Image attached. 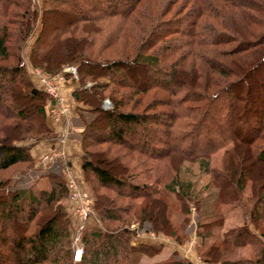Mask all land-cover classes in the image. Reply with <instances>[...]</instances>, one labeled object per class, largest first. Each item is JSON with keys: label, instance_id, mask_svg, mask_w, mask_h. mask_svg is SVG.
I'll list each match as a JSON object with an SVG mask.
<instances>
[{"label": "trees", "instance_id": "1", "mask_svg": "<svg viewBox=\"0 0 264 264\" xmlns=\"http://www.w3.org/2000/svg\"><path fill=\"white\" fill-rule=\"evenodd\" d=\"M38 11L30 66L53 74L77 62L71 96L93 113L79 131L80 162L99 225L80 226L82 253L74 264H135L140 255L158 253L151 243L132 242V218L181 244L185 236L163 212L162 196L174 192L183 200L191 193L179 177L184 160L209 173L206 157L233 144L222 173L240 189L254 165L264 167V0H41L39 9L29 0H0V60L14 61L0 66V110L12 128L28 134L17 139L0 129V170L31 168L30 147L57 139L46 124L50 97L26 77L18 55ZM108 52L113 57L91 59ZM23 98L34 101L33 116L17 111ZM104 98L108 109L100 105ZM102 144L117 149L90 150ZM239 147L251 160L244 170L236 159ZM26 169L17 179L12 173L0 180V264L6 252L9 264H70L65 182L47 172L49 188L33 190V170ZM258 187L248 213L252 229L231 228V236L226 232L201 252L204 262L264 264L258 249L252 257L225 258L232 248L261 244L264 178ZM203 230L202 240L208 235ZM176 255L153 264H181Z\"/></svg>", "mask_w": 264, "mask_h": 264}, {"label": "rangeland", "instance_id": "2", "mask_svg": "<svg viewBox=\"0 0 264 264\" xmlns=\"http://www.w3.org/2000/svg\"><path fill=\"white\" fill-rule=\"evenodd\" d=\"M22 1L26 2V0H18V2H20V3H22ZM29 5H30V7H36L37 9H39L41 6V0H29ZM13 8H14V10H17V8L15 6H13ZM53 25H55L54 27H57L55 22H53L52 27H53ZM60 25H58V27ZM39 26H40V24H39V11H38L36 13V18H35V21L33 22L30 34L28 35V37L24 41L23 45H21V48L18 51V55H19V58L21 60H23V62L25 64V75H26V77L31 82H33V84H35L38 88H40L42 91H44V89L39 86L38 81H37L38 78H37L36 74L34 73V71H38V70H41L42 72H45V71H43L40 68H32L29 64V61H28L29 49L31 47V44L33 43V39L35 37V34L38 32ZM110 57H113V56L110 52H108V53H103L97 57L93 55L91 57V59L102 61V59H104V58L107 59ZM12 62H14L12 58L8 59L6 61L0 60V66L6 67V66H9L10 64H12ZM77 64L78 63L76 62V63H72V64L62 65L60 70L65 66H69V67L73 68L74 72H75V68H76ZM59 71H57L56 73H58ZM45 73H47V72H45ZM56 73H53V74L47 73V74L53 76ZM66 74H65V81L61 85L62 86L64 85L63 86L64 89L67 88L66 90H69L68 94L70 95L71 91L78 87L77 76H76V73H74L75 77H72L68 73H66ZM102 80H104V79L103 78L99 79V80H97V82L102 81ZM85 85L89 86L90 82H86ZM71 98H72V96H71ZM87 98H90L91 103H93L92 97L87 96ZM72 100L74 103L75 101L73 98H72ZM104 100H106V102H109L108 99H106V98H104L102 100V102ZM102 102L100 105L103 109H108L110 107V102L108 103L107 106H104ZM18 103L20 104V106H17V111L22 112V116L29 117V116L34 115V101H29V100L23 98ZM129 107L130 106L127 105L126 108H129ZM4 114H5V111L0 110V129L2 128L4 131L7 130V133L9 134V136H11V137L13 136L17 139L21 138V137H28V134H25V133L21 134V132H19V131L17 132V130L12 128L13 120H11L10 118H5ZM91 114L93 116V113H91ZM76 119H77V122L79 123L78 127L81 130L83 128V122H82L83 119L80 116L79 117L77 116ZM72 129H73L72 130L73 133L71 132V134H69L66 138H64L63 141H65L67 139H71V140H77V142H79V137H80L79 131L80 130L78 128H76V129L72 128ZM56 136H57V139H56L55 143L60 138L59 135H56ZM0 138H1V136H0ZM30 140H32V139L24 140L23 143H28ZM47 141H50L53 144L52 140H47ZM58 145H56V147L54 146L52 149H54V148L59 149ZM110 149L113 151V150L117 149V147H115L114 145L102 144V145H98V146H94V147L90 148V150H94V152H104L106 150L110 151ZM232 149H233V144L228 143L224 147H221V148L213 151L212 153H210L208 155V157H206L207 161H208V168L210 169L209 173L203 172L199 168V166L197 165L196 162L189 160V159L184 160L180 165L179 177L189 182L190 188H191L190 189L191 193L188 194V197H185V199H183V200H180L175 195L174 192L165 191L164 195L162 196V200H163V204H164L163 212L165 213V215L169 219V222L174 226V228H176V231H178V233L182 232L185 236V240L181 244H178L174 240H172V241L177 245H183L182 249L184 250L185 253L189 254V251H191V252H193V255H195L196 258L198 257L199 260H201V261H203L201 258V252L205 248H207L208 246L219 241V239H221L222 236L226 234V232H227L228 236H231L233 234V231L231 230V228H236V227H240L242 224H247L249 226V228L252 229V225H250L248 222V215H249L248 213H249L250 206H251L253 199H254L253 196L256 194H259V192H260V189L258 186H259V183L264 178V167L259 166V165H256V166L254 165L253 170L250 171V173H248V175L245 172L247 175L246 176L247 179L244 182L243 188L242 189L238 188L233 183L228 182L227 179L224 178L223 173H222V165L221 164L222 163H226V164L228 163V161H229L228 154H229V152L232 151ZM241 150L242 149H240V147L238 150H235L236 155H237L236 159L237 160L239 159L241 167L243 168L242 170H244L247 167H249L251 160L249 157H246L248 159H245L244 156H246V155H242ZM39 159H40V157L37 159V162L35 163V161H36L35 160L33 162L32 167L28 168V169L25 168L26 167L25 164H17L13 167L6 169V170H0V180L6 179L7 176L9 174H12V173H13V178L17 179V177H19V172H21L24 169H26L27 171L33 170L32 173H34V171L40 170L41 167L39 166L40 165ZM123 161L127 162V163L132 162V160L130 161L128 158H125ZM62 162H66L65 158H62ZM35 167H37V168H35ZM48 170H50V169H48ZM40 178H43V177H40ZM40 178H37L35 181H37ZM73 178H74V180H76L75 177H73ZM136 180L139 183H141L143 181V179H136ZM46 184H47V182L45 180H41V181L38 180V182H35L32 184L31 189L37 190L39 188H44L46 186ZM88 188H89V185H88ZM86 192L91 199L90 201H91V205H92V199L93 198H92L90 188H89V191H86ZM100 192H105V191H100ZM106 194L109 196L112 195L111 192H109V191H107ZM197 197L199 198L198 200H197ZM126 200L127 199H123V198L120 199V201H122V204L124 203V201L126 202ZM139 202H140V199H136V205H138ZM68 205H69L68 200H66V206L65 207L67 208ZM184 207H186V212L183 211ZM91 210H92V208H91ZM73 215H74V217H73L74 219L72 218L73 222H70L69 228H68L71 238H72V236H74L77 233V231H79V228L83 223V222L78 221V218H77L76 214L74 213V211H73ZM91 215L94 216L95 218H97V215H95L93 211L91 212ZM131 222L132 223L129 225V228H131L135 231L133 238H135L136 232L146 231V230H143V228L144 229L147 228L149 230V232H151L152 234H158V233H154L151 231L150 223L147 221H142L141 224H138L137 222H139V221L136 220L135 218H132ZM204 223H211L212 226L211 225L210 226L209 225L203 226V227L198 226V224H204ZM95 225H99V223L98 222H90L89 225H87V226L91 227V226H95ZM144 225L146 226V228ZM204 228H206V230L208 231V235H207V233L204 234L206 236H205V239L202 240L199 237V235H200L199 232L203 233ZM258 228H259V230H261L264 233V222L260 223ZM254 233L257 234L258 232L254 231ZM133 238H132V241H133ZM259 238L261 240L260 245L256 244V245H254V246L252 245L250 247H249V245H242V246H239L236 248H232L231 251L228 252V254H226L225 258L232 261V260H236L237 258H240V257H243V258L252 257V254L254 253L253 251H255V249L256 250L258 249L262 253H264V237L260 236ZM8 256H10V254L7 252L5 253V255L2 254V257H3L4 261L6 262V264H9V262H10V258ZM140 256H138V258L136 259V262L138 261ZM17 257H19V256H17ZM176 257H177V255H176ZM189 258L188 257L183 258L184 264H187L188 262L190 264H192L189 261ZM183 261H182V259L180 260L181 264H183ZM213 264H216V263H213Z\"/></svg>", "mask_w": 264, "mask_h": 264}, {"label": "crops", "instance_id": "3", "mask_svg": "<svg viewBox=\"0 0 264 264\" xmlns=\"http://www.w3.org/2000/svg\"><path fill=\"white\" fill-rule=\"evenodd\" d=\"M63 86L60 85L59 92L64 96V98L67 101H69L67 118L70 119L71 126L74 129H76V128L79 129V127H78L79 123L77 122L76 117L80 116L83 120H85L87 122L92 118V114L89 111H87V109L84 106L81 107L82 106L81 104L76 103V102L73 103V100L71 98V94L70 95L68 94L69 90H66L67 88L64 89ZM77 106L81 108L80 111H78L76 109ZM46 123H47L48 127L56 135H59L63 131V129L65 128L64 122L55 123L50 118H48L47 116H46ZM72 133H73V131H72ZM56 145H58V144L54 143V142L52 144V142L47 141V140L38 141L30 147L29 151H30V154L33 157L34 161L36 160L35 161V163H36L37 159L39 157L48 153L54 146L56 147ZM59 145H58V147H59V149H61V151H63L64 158L66 160V168L68 169L70 174H72V176L75 177V179H76L75 181H76L78 187L81 188L82 190L89 191L88 185L86 184V182L83 179V173L81 170L80 143L77 142V140L67 139ZM45 174L46 173H44L43 170H41V168H40V170L34 171V173H29L28 174L29 175L28 182L33 181L32 182V184H33L35 182H38V180H40V181L45 180L47 182L46 186L44 188H39V189L47 190L49 188V182H48L47 178L45 177ZM40 177H43V178H40ZM37 178H40V179L35 181ZM66 213H67V216L69 218V222H73L72 218L74 217V215H73L72 208L68 209V207H67ZM78 221L83 222L82 225H89L90 222H99L98 217L95 218L91 214H89V216H86L83 220L78 219ZM145 228H146V226H145ZM143 230H146V231L136 232L135 238H133L132 242L134 244L138 243V242L151 243L157 247H160V251L158 253H155L154 255H151V256L141 255L135 264H153L154 262L168 258L171 255V253H173V252H176L177 257L180 260L182 259V261H183V258H186V257L189 258L190 257L189 261L192 264H213V263H206V262L199 260V258L198 257L196 258V256L193 255V252H191V251H189V254L185 253L184 250L182 249L183 245L175 244L172 241V239L167 237V236H164L162 234H152L151 232H149V230L147 228L146 229L143 228ZM183 264H184V261H183ZM187 264H190V263L188 262Z\"/></svg>", "mask_w": 264, "mask_h": 264}, {"label": "built area", "instance_id": "4", "mask_svg": "<svg viewBox=\"0 0 264 264\" xmlns=\"http://www.w3.org/2000/svg\"><path fill=\"white\" fill-rule=\"evenodd\" d=\"M34 73L38 78L37 81L39 86L44 89L51 100L46 108V116L55 123H65V128L60 133V138L56 142L57 144H60L63 142L64 138L71 134L73 127L71 126L70 119L67 118L69 101H67L64 96L59 93V87L65 81L66 73L70 74L72 77H75L74 69L69 66H65L53 76L48 75L41 70L34 71ZM102 103L104 106L108 105L106 100H104ZM62 158H64L63 151H61V149L54 148L40 157L39 166L43 169L44 173L53 172L63 177L65 186L68 190V209L72 208L77 218L79 220H83L92 212L91 199L85 190H82L78 187L73 176L66 168V165L62 164ZM71 246L73 251L70 264H74L75 262L79 261L82 253V244L79 240L78 231L74 236H72Z\"/></svg>", "mask_w": 264, "mask_h": 264}, {"label": "water", "instance_id": "5", "mask_svg": "<svg viewBox=\"0 0 264 264\" xmlns=\"http://www.w3.org/2000/svg\"><path fill=\"white\" fill-rule=\"evenodd\" d=\"M109 103V102H108Z\"/></svg>", "mask_w": 264, "mask_h": 264}]
</instances>
